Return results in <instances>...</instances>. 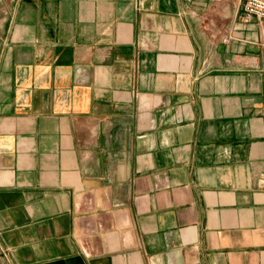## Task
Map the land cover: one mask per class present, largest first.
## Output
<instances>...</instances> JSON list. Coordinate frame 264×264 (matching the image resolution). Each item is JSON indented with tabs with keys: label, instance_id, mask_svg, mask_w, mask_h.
Segmentation results:
<instances>
[{
	"label": "crops",
	"instance_id": "0c3cea01",
	"mask_svg": "<svg viewBox=\"0 0 264 264\" xmlns=\"http://www.w3.org/2000/svg\"><path fill=\"white\" fill-rule=\"evenodd\" d=\"M242 4L0 0V264H264Z\"/></svg>",
	"mask_w": 264,
	"mask_h": 264
},
{
	"label": "built area",
	"instance_id": "2783aa9c",
	"mask_svg": "<svg viewBox=\"0 0 264 264\" xmlns=\"http://www.w3.org/2000/svg\"><path fill=\"white\" fill-rule=\"evenodd\" d=\"M243 17L248 22L253 19L264 21V0H242Z\"/></svg>",
	"mask_w": 264,
	"mask_h": 264
}]
</instances>
